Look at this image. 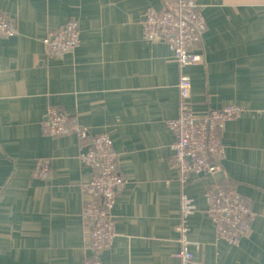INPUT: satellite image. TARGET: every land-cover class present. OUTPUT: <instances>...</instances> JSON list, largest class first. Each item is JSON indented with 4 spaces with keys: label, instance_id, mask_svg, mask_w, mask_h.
<instances>
[{
    "label": "crops",
    "instance_id": "0c3cea01",
    "mask_svg": "<svg viewBox=\"0 0 264 264\" xmlns=\"http://www.w3.org/2000/svg\"><path fill=\"white\" fill-rule=\"evenodd\" d=\"M207 26L181 68L172 45L144 36V19L162 0H0L17 32L0 37V264H84L91 222L81 184L98 171L81 151L90 138L49 136L51 107L92 134L109 132L127 183L112 209L116 235L100 253L106 264H182L177 224L183 182L174 166L180 77L192 81L190 105L203 115L229 103L242 115L222 129L226 155L218 173L191 172L185 189L195 258L190 264H264V0H196ZM77 19L81 42L65 55L45 38ZM50 157L46 177L38 158ZM237 188L255 211L237 244L217 235L208 211L212 187ZM101 198V197H99Z\"/></svg>",
    "mask_w": 264,
    "mask_h": 264
},
{
    "label": "built area",
    "instance_id": "2783aa9c",
    "mask_svg": "<svg viewBox=\"0 0 264 264\" xmlns=\"http://www.w3.org/2000/svg\"><path fill=\"white\" fill-rule=\"evenodd\" d=\"M205 16L196 0H162L160 8H151L144 19V36L149 40L169 42L181 68L199 63L203 55L196 50L206 29ZM17 32L11 17L0 10V37H10ZM47 52L62 56L74 51L81 42V27L77 19H69L64 25L45 38ZM180 113L169 121L175 133L172 143L174 166L180 170L183 189L181 215L176 226L179 250L177 256L182 264H190L196 243L190 236V217L197 211L194 198L185 189L191 172L207 171L218 173L226 146L222 129L229 121L239 118L243 108L235 103L212 108L198 115L190 105L191 78L181 73ZM43 130L49 136L68 134L72 131L82 138H90L92 147L81 151V159L98 171L89 181L81 184L83 191L91 197L85 201L83 215L91 222L90 249L95 256H87L84 264H106L100 257L101 251L112 246L116 235V221L112 209L116 198L127 183L118 169V154L113 147L109 132L92 134L78 121L57 107H51L43 121ZM51 169V158L41 157L35 162V173L46 177ZM101 197V198H99ZM208 211L216 226L217 235L230 243L237 244L247 237L252 228L255 211L237 188L212 187L208 191Z\"/></svg>",
    "mask_w": 264,
    "mask_h": 264
},
{
    "label": "rangeland",
    "instance_id": "374dc122",
    "mask_svg": "<svg viewBox=\"0 0 264 264\" xmlns=\"http://www.w3.org/2000/svg\"><path fill=\"white\" fill-rule=\"evenodd\" d=\"M101 252H103V251H101Z\"/></svg>",
    "mask_w": 264,
    "mask_h": 264
}]
</instances>
